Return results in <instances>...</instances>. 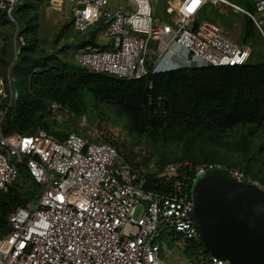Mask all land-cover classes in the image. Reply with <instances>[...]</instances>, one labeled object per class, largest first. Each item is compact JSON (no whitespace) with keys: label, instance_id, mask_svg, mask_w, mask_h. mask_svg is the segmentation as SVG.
<instances>
[{"label":"built area","instance_id":"1","mask_svg":"<svg viewBox=\"0 0 264 264\" xmlns=\"http://www.w3.org/2000/svg\"><path fill=\"white\" fill-rule=\"evenodd\" d=\"M65 1L75 31L102 23L98 45L76 47L73 63L125 80L176 68L245 65L250 46L201 19L209 3L247 15L264 37V0H248L251 13L231 0H166L168 22L158 20L150 0H129L128 9H111L109 0ZM5 86L11 93L10 78L5 85L0 76V101L7 97ZM47 105L60 124L72 116L55 102ZM5 112L0 105V191L18 180L20 167L40 190L34 201L9 214L8 231L0 235V264H172L167 259L175 248L165 239L185 247L200 243L190 218V187L196 176L224 168L235 180L264 190L242 170L212 163L196 165L180 178L179 167L170 164L162 176L170 187L146 190L144 180L108 142L79 132L57 140L44 129L5 135ZM181 264L232 263L201 249Z\"/></svg>","mask_w":264,"mask_h":264},{"label":"trees","instance_id":"2","mask_svg":"<svg viewBox=\"0 0 264 264\" xmlns=\"http://www.w3.org/2000/svg\"><path fill=\"white\" fill-rule=\"evenodd\" d=\"M35 1L17 0L10 8V16L6 10H0L1 23L17 26L18 45L12 65L7 48H0V76L5 82L7 77L10 78L13 92L11 102L7 96L1 104L6 108L1 122L3 134L24 135L44 129L55 139L62 140L70 132L58 129L60 123L48 111L47 102L59 104L72 115L71 118H76L84 110L85 93L94 102L114 106L126 117L133 134L152 141H180L192 136L219 143L234 129H245L250 134L264 129V60L248 61L242 66L176 68L149 73L135 80L90 72L70 64L57 54H46L35 48ZM246 9L250 13L253 11L250 2ZM206 12L207 6L201 17L206 16ZM101 27L102 23L91 27L86 38L77 42L76 47L97 46L96 33ZM255 36L256 27L245 15L241 40L245 42ZM103 141L117 150L114 143ZM121 158L139 179L144 180V189L165 192L170 187L169 182L155 173L144 174L129 159ZM198 164L203 163L181 165L177 177L189 174ZM242 171L264 187V179L259 180L256 175ZM22 177L37 186L20 167L18 180L7 190L0 191V235L8 231L7 219L11 211L34 201L39 193L35 197L22 195L16 184ZM201 249L200 243L190 245L187 247L188 255Z\"/></svg>","mask_w":264,"mask_h":264},{"label":"rangeland","instance_id":"3","mask_svg":"<svg viewBox=\"0 0 264 264\" xmlns=\"http://www.w3.org/2000/svg\"><path fill=\"white\" fill-rule=\"evenodd\" d=\"M154 2V14L159 21H169L166 15V0H150ZM17 0H0V10H6L10 16V8ZM231 2L245 10L248 0H231ZM251 2V1H250ZM112 9H128L129 0H109ZM37 10L35 29V48L46 54L57 56L73 64V52L76 43L86 38V32L72 29L69 5L65 0H36ZM245 14L235 11L228 5L208 4L206 16L201 19L209 20L219 25L225 35L238 44L249 45L251 48L250 63L264 60V37L256 28V36L243 42L241 40L242 19ZM0 19V48L5 46L7 56L12 65L15 51L18 50L16 32L17 26L6 25ZM264 31V25H261ZM17 56V55H16ZM14 63V62H13ZM1 68V67H0ZM5 85L7 82H5ZM9 100V87L5 86ZM84 96V110L76 118H68L60 124L61 132H79L96 140H107L115 144L121 157H126L141 170L142 173H155L162 178L168 166L191 165L194 163L213 162L226 165L229 168L246 170L264 179V129L250 134L245 129L230 131L225 140L219 143L207 142L202 137H187L180 141H152L144 136H136L128 127V120L114 106L92 101L89 94ZM5 98L1 99L0 105ZM200 165V164H198ZM196 166V165H195ZM55 177H58L55 175ZM17 186L22 195L33 197L39 192V187L30 180L22 177ZM264 184V181H263ZM32 201V200H31ZM138 214V212H137ZM169 248L175 251L168 256L167 262L181 264L194 258L188 255L187 247L177 240L165 239Z\"/></svg>","mask_w":264,"mask_h":264},{"label":"water","instance_id":"4","mask_svg":"<svg viewBox=\"0 0 264 264\" xmlns=\"http://www.w3.org/2000/svg\"><path fill=\"white\" fill-rule=\"evenodd\" d=\"M190 196V218L205 252L232 264H264V190L212 168L195 177Z\"/></svg>","mask_w":264,"mask_h":264},{"label":"crops","instance_id":"5","mask_svg":"<svg viewBox=\"0 0 264 264\" xmlns=\"http://www.w3.org/2000/svg\"><path fill=\"white\" fill-rule=\"evenodd\" d=\"M130 8V7H129ZM112 9V8H111ZM127 9V8H126Z\"/></svg>","mask_w":264,"mask_h":264}]
</instances>
